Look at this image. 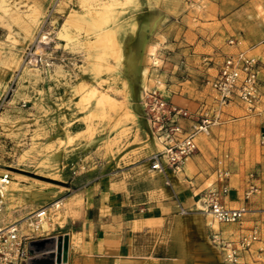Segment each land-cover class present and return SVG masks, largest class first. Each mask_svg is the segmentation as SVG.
Listing matches in <instances>:
<instances>
[{
  "label": "crops",
  "instance_id": "crops-1",
  "mask_svg": "<svg viewBox=\"0 0 264 264\" xmlns=\"http://www.w3.org/2000/svg\"><path fill=\"white\" fill-rule=\"evenodd\" d=\"M8 1L0 0V90L12 83L14 73L7 65V54H12L7 25L16 31L18 43L27 39L2 10ZM138 1L140 7L131 8L136 27L127 29L122 42L124 74L132 89L140 85L148 54L164 58L171 73L186 67L195 75L203 71L204 66L196 63L203 52L248 48L264 62V0ZM20 2L38 8L41 20L54 0ZM230 38L240 40V44H229ZM206 71V77L211 76L215 67ZM259 75L262 94L257 106L264 108V63ZM197 78L187 80L189 85L182 87L184 95L181 91L182 96L174 93L170 98L190 109L211 102L214 90L207 84L199 85ZM249 116L253 115L245 117ZM253 117L260 128L259 118ZM197 140L199 147L202 136ZM213 166L199 147L180 173L170 168L163 173L150 170L141 179L124 174L135 169L129 167L89 175L68 202L69 226L32 239L36 252L30 264H229L211 243V234L218 231L227 239H237L254 223L262 226L261 240L243 254L239 264H264V152L252 165L260 192L244 197L249 180V172L244 171L231 173L229 191L221 195L227 206L245 205L249 209L240 223L220 222L200 209L202 192L220 185ZM64 232L69 236L66 244L62 239L57 261L56 245Z\"/></svg>",
  "mask_w": 264,
  "mask_h": 264
},
{
  "label": "rangeland",
  "instance_id": "rangeland-1",
  "mask_svg": "<svg viewBox=\"0 0 264 264\" xmlns=\"http://www.w3.org/2000/svg\"><path fill=\"white\" fill-rule=\"evenodd\" d=\"M56 2L50 6L48 29L58 27L65 18L66 12L61 13ZM66 2L65 11L74 8L85 16L79 21L81 27L79 24L76 27L79 42L68 47H54L55 43L51 42L43 46L44 53L36 54L42 49L37 45L40 12L23 43H18L14 37L16 31L7 25L12 52L7 54L10 58L7 65L14 73L12 83L0 90V172H9L11 180L17 181L24 191L13 213L5 215V219L55 201L54 205L60 207L49 213L56 221L53 230L69 226L68 202L75 195L77 185L89 175L129 167L135 169L125 172L127 176L132 173L143 179L151 173L147 157L156 147L138 104L143 90L159 85L169 96L181 95L182 87L189 85L187 80L195 76L199 85L205 84L206 70L214 66L204 59L214 51L200 54L196 63L204 68L199 75L190 73L186 67L171 73L164 58L148 54L140 85L132 89L130 79L124 74L122 44L118 60L106 41L97 38L117 24L124 26V33L128 28L134 30L136 22L131 8L140 7V2ZM11 3L24 10L35 8L20 0L8 1L2 10L14 23L7 10ZM85 38L90 43H83ZM38 56L43 59L33 62L36 70H28L33 66L29 60ZM105 93L114 96L121 107L112 109L104 105L101 97ZM129 107L134 114H130ZM245 116L240 104L231 103L225 106L218 122L200 133V151L207 162L214 163L213 167L226 165L232 174L252 172V165L264 152V146L258 142L259 123L253 116ZM50 230L49 233L54 232ZM43 231L32 232L34 238L47 235ZM59 236L64 239L69 234L64 232Z\"/></svg>",
  "mask_w": 264,
  "mask_h": 264
},
{
  "label": "built area",
  "instance_id": "built-area-1",
  "mask_svg": "<svg viewBox=\"0 0 264 264\" xmlns=\"http://www.w3.org/2000/svg\"><path fill=\"white\" fill-rule=\"evenodd\" d=\"M51 11L52 7L40 20L38 40L48 30ZM228 43L240 44V40L230 38ZM42 59V56H38L37 61L41 62ZM204 59L212 62L215 67V73L205 79V84L215 92L211 102H202L195 109L180 106L159 85L145 88L141 94L143 118L156 145L147 157L151 171L163 173L166 168H170L172 172L180 173L185 161L199 150L197 139L200 133L218 122L223 108L231 103L245 106L246 115L259 118L258 142L264 146V108L257 106L262 94L259 73L264 62L259 56L250 53L248 48L236 52L214 51ZM214 170L220 185L210 186L202 192L199 198L202 203L200 209L220 222L240 223L249 209L245 205L230 207L221 200V195L229 191L231 170L221 164L214 167ZM254 177V172H250L245 198L260 192ZM11 179L9 172H0V264H27L31 255L28 244L34 238L32 232L37 230L41 218L58 209L60 204L56 203L54 206L53 201L52 205L49 203L31 211L27 216L29 231L24 232L19 221L9 222L4 217L7 191L5 186ZM261 234V224L254 223L237 239H227L215 231L210 240L222 251L225 262L239 264L243 254L261 240Z\"/></svg>",
  "mask_w": 264,
  "mask_h": 264
},
{
  "label": "bare ground",
  "instance_id": "bare-ground-1",
  "mask_svg": "<svg viewBox=\"0 0 264 264\" xmlns=\"http://www.w3.org/2000/svg\"><path fill=\"white\" fill-rule=\"evenodd\" d=\"M113 2L119 3L121 0H112ZM66 0H57L56 4L58 5V10L62 12H66L65 18L63 22L58 26L51 29H48L47 31L43 32L40 36V39L38 40V47L42 49H38L40 51H36L37 54L44 53L43 46L48 45L49 43L53 42L55 43L54 47H68L72 44L79 42V33L78 29H76L77 25L79 24L80 19H85V16L78 10L71 8L68 11H65L66 7ZM16 4V3H15ZM15 4H9L7 6V10L12 15L14 21L19 25V27L22 29L25 35H28L31 32V29L39 16V10L35 7L31 10H24L20 9ZM62 16V15H61ZM82 22V21H81ZM85 24V23H84ZM80 26V24H79ZM81 27V26H80ZM124 26L122 24H117L115 26H111L107 28V31L104 34H100L97 38L98 40H105L108 47H110L111 51H114V57L116 59H120L121 57V39L124 37ZM34 28V27H33ZM35 39V38H34ZM83 43H88L89 39L85 38L82 41ZM90 43V42H89ZM78 44V43H77ZM49 46V45H48ZM73 46V45H72ZM90 46V45H89ZM73 48V47H72ZM71 48V49H72ZM79 48V47H78ZM37 49V48H36ZM113 49V50H112ZM23 61V60H22ZM34 61H37L36 58H31L29 62L33 65ZM22 65V63H21ZM28 70L34 71L36 70V67L33 65L31 67H28ZM52 77V76H51ZM102 103L104 105H108L109 108H120L121 104L117 103V99L112 96L111 94L105 93L102 95ZM103 105V106H104ZM104 108V107H103ZM105 110V109H104ZM130 114H134V111L131 107L128 108ZM105 113V112H104ZM105 115V114H104ZM111 116V115H110ZM154 142V141H153ZM154 146L155 142L153 143ZM7 189L6 191V212L4 213V217L9 216L13 213L15 210V207L17 206V203L20 202V199H22L24 191L17 185V181L11 180L8 182V185L5 186ZM34 197V196H33ZM52 203V202H51ZM50 203V205H52ZM55 203H53L54 205ZM56 206V205H54ZM31 213V212H29ZM29 213H25L20 216H13L12 218L9 217L6 220L9 222H16L19 221V223L22 226V230L24 232H27L29 230V224L27 216ZM50 214H47L46 216L42 217L40 222L37 224V230L43 231L49 233V229L53 230L55 229V223L56 221L49 216ZM50 230V231H51ZM43 234V233H42ZM60 243L59 240L57 241V261H59V249Z\"/></svg>",
  "mask_w": 264,
  "mask_h": 264
},
{
  "label": "water",
  "instance_id": "water-1",
  "mask_svg": "<svg viewBox=\"0 0 264 264\" xmlns=\"http://www.w3.org/2000/svg\"><path fill=\"white\" fill-rule=\"evenodd\" d=\"M63 241H64V244H66V242H67V237L65 236L64 237V239H63ZM61 242H62V238L60 237L59 238V243L61 244ZM29 248H30V252H31V255H30V257L28 258V261H27V264H30V261H31V259L34 257V255H35V252H36V249L33 247V245H32V240H30L29 241Z\"/></svg>",
  "mask_w": 264,
  "mask_h": 264
}]
</instances>
